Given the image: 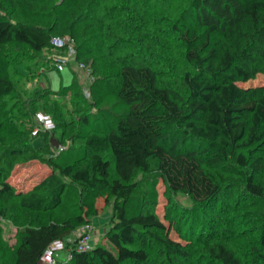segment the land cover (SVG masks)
<instances>
[{"label": "trees", "instance_id": "16d2710c", "mask_svg": "<svg viewBox=\"0 0 264 264\" xmlns=\"http://www.w3.org/2000/svg\"><path fill=\"white\" fill-rule=\"evenodd\" d=\"M161 1L171 10L161 12L159 0H64L50 6L52 21L47 27L12 20V12H6L16 6L15 0H0L1 54L9 44L36 53L49 48L58 55L55 64L65 53L52 48L50 40L68 34L75 43L76 62L89 68L93 78L88 98L97 89L102 95L98 104L109 95L126 107L117 115L84 100V85L74 77L78 70L73 67L68 68L69 85L44 88L40 97L46 100L37 107L51 118L64 119L73 102L96 108L92 120L82 116L87 129L83 143L92 151H109L112 162L91 153L86 168L52 165L83 188L115 198L107 237L111 248L96 245L77 253L75 242L68 241L75 229L71 221H34L20 232L12 261L3 264H38L48 245L57 240L65 243L71 259L56 264H192L195 229L182 245L169 238L171 224L165 227L149 213L127 214L134 191L131 179L136 171H150L151 162L172 192L189 197L202 209L210 208L219 195L206 168L237 176L246 193L263 199L264 176L259 175L264 171V83L246 88L238 84L264 77V0ZM148 40L152 43L145 46ZM12 55L4 54L3 61L9 62ZM154 63L167 65L170 71L184 66V96L159 82ZM40 67L44 73L55 70L54 65ZM19 94L13 80L0 71V100L8 99L0 105L1 217L12 199L20 209L35 214L55 210L65 191L53 170L25 190L17 191L9 182L17 167L38 160L28 136L32 126L17 122H30L34 115L37 124L33 107L39 98L22 99ZM66 94L71 95L68 106L49 104L47 98ZM99 119L105 122L100 124ZM17 134L21 136L11 137ZM260 235L244 261L220 243L208 244L207 253L218 264H264V231Z\"/></svg>", "mask_w": 264, "mask_h": 264}, {"label": "rangeland", "instance_id": "374dc122", "mask_svg": "<svg viewBox=\"0 0 264 264\" xmlns=\"http://www.w3.org/2000/svg\"><path fill=\"white\" fill-rule=\"evenodd\" d=\"M63 1L40 0V2L31 5L27 0H15L16 6L8 7L6 14L12 12L9 16L15 21H30L48 27L52 21V17L48 16L50 6ZM159 1L161 12L171 10L162 3L164 1ZM173 9L174 7H172ZM173 15L175 17L174 13ZM52 34L58 33L53 32ZM63 36L69 35L64 34ZM151 43L148 40L144 45L149 46ZM1 52L8 56L10 53L13 54L7 59L9 62H5L3 61L4 54L0 53V71L16 84L20 98L25 99L30 96L39 98L33 107L35 115L45 112L37 107L46 100V97H40V94L45 91L44 88L58 90L69 85L72 80V74L67 75V70L61 73L55 70L44 73L45 70L40 66L53 67L54 59L58 56L49 48L36 53L23 45L9 44L2 47ZM165 66L167 65L160 63L153 65L160 72L159 82L169 84L184 96L186 90L181 76L184 66L179 65L173 71L168 70ZM74 74L80 84H86L85 79L83 80V76H85L83 72ZM263 83L264 77L259 75L254 80L238 85L246 88L260 86ZM96 90H92L89 98L84 96V100L94 101L95 104L100 105L99 107L103 106L117 115L125 111L126 107L109 95H105L104 102L98 104L102 95H99ZM47 99L49 104L60 102L68 106L71 95L66 94L61 98ZM7 101L8 99L0 100V105ZM11 102L13 100L9 101V105ZM76 103L73 102L74 108L68 106L69 111L64 119L52 117L55 128L51 132L40 130L34 123V115L30 118V122L23 119H19L17 122L18 124L24 122L27 126H32L28 136L31 137L30 144L37 152L38 160L17 167L10 177V184L17 191L25 190L53 170L64 183L65 191L61 204L55 210L39 214L22 210L17 206L15 199L10 200L5 206L6 216H2L0 220V264L12 261L13 250L18 243L20 232L27 225H35L34 221L47 223L48 221L69 220L75 227L71 237L77 236L81 231H87L91 235L92 246L101 245L108 249L111 248L107 237L112 232L115 198L105 191L83 188L81 184L61 176L52 165L57 164L59 167L69 165L73 170L86 168L89 164L88 156L91 153H97L103 160L112 162L113 157L109 151H92L84 146L82 135L87 132V129L82 124V116L87 114L92 120L97 116L96 108ZM45 113L50 115L48 112ZM103 122H105L103 119H99L100 124ZM34 129L39 130L36 135H32ZM16 136L21 135H11V137ZM205 172L219 187V195L208 209L197 207L189 197L172 192L160 177L154 163L151 162L150 171L146 173L136 171L131 179L134 191L126 206L127 214L131 216L138 213H149L156 216L165 227L171 224V229L168 231L169 238L182 245H186L188 242V237L185 238V236L195 229L196 233L191 239L194 245L192 264H218L207 253L208 244L213 242L222 244L233 251L237 258L244 261L250 246L260 239V234L264 231V197L258 199L249 195L243 190L242 183L237 176L230 175L221 169L206 168ZM259 176L263 177L264 171ZM77 219H81V221ZM191 225L193 227L190 229ZM162 234L164 231L158 232V235L163 236ZM58 258L62 262L64 253H61Z\"/></svg>", "mask_w": 264, "mask_h": 264}, {"label": "built area", "instance_id": "2783aa9c", "mask_svg": "<svg viewBox=\"0 0 264 264\" xmlns=\"http://www.w3.org/2000/svg\"><path fill=\"white\" fill-rule=\"evenodd\" d=\"M50 45L54 49L63 50L64 57H61L55 61L54 68L58 73L63 72L69 67H73L78 71L85 74V85L83 86V94L88 97V86L93 81L90 75V70L84 64L78 63L75 60L76 50L75 43L69 36H54L50 40ZM35 121L42 131L51 132L54 130V122L52 118L44 113H37L35 115ZM39 132L38 129L32 131V135H36ZM1 220V216H0ZM91 235L87 231H81L75 237H69L68 241L75 242V251L77 253L89 252L92 249L90 243ZM64 253L63 263L68 262L71 259V254L65 249V243L63 241H54L48 245L43 252L38 264H56L59 261L58 256Z\"/></svg>", "mask_w": 264, "mask_h": 264}, {"label": "crops", "instance_id": "0c3cea01", "mask_svg": "<svg viewBox=\"0 0 264 264\" xmlns=\"http://www.w3.org/2000/svg\"><path fill=\"white\" fill-rule=\"evenodd\" d=\"M73 67H74V66H73ZM66 70H67V72H66ZM64 71L66 72L67 75H70V73H71L70 70H69L68 68L65 69ZM64 71H63V72H64ZM78 72H80V74H82L81 71H78ZM84 79H85V76H83V80H84ZM63 84H64V83H63ZM64 85H65V84H64Z\"/></svg>", "mask_w": 264, "mask_h": 264}]
</instances>
